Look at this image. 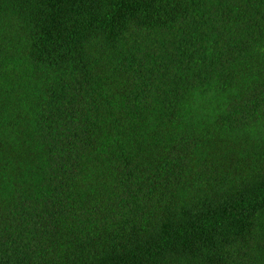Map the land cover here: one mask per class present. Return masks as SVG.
Returning a JSON list of instances; mask_svg holds the SVG:
<instances>
[{
	"label": "trees",
	"instance_id": "obj_1",
	"mask_svg": "<svg viewBox=\"0 0 264 264\" xmlns=\"http://www.w3.org/2000/svg\"><path fill=\"white\" fill-rule=\"evenodd\" d=\"M0 264H264V0H0Z\"/></svg>",
	"mask_w": 264,
	"mask_h": 264
}]
</instances>
